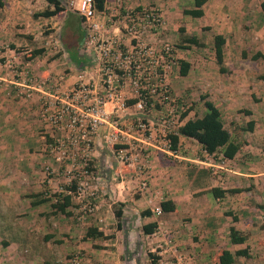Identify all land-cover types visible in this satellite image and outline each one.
I'll list each match as a JSON object with an SVG mask.
<instances>
[{"label":"crops","instance_id":"obj_1","mask_svg":"<svg viewBox=\"0 0 264 264\" xmlns=\"http://www.w3.org/2000/svg\"><path fill=\"white\" fill-rule=\"evenodd\" d=\"M60 1L64 10L42 16L36 14L54 8L48 0H0V264H72L69 258L74 254L81 256L79 264H151L149 252L158 256V264H166L172 257L177 264H207L223 249L234 252L247 248L250 254L249 237L244 243L232 244L229 227L234 225L246 233L255 222L249 218L245 227H237L226 211L240 212L238 220L243 221L241 215L254 209L252 192H257L258 180L264 176V43L256 49L257 58L262 57L256 63L258 71L251 69L250 59L245 57L248 48L253 49L249 46L253 33L258 31L264 38L263 0H206L199 17L183 12L194 7V0H124L127 6L156 5L162 9L164 29L146 37L156 45L163 39L161 34L166 36L173 27L196 36L201 46L202 33H211L205 41L211 53L198 57L195 66L175 49L178 60L191 64L188 74L180 78L190 79L189 83L200 91L195 92L200 96L193 99L192 109L179 125L202 116L206 111L204 100H209L219 109L230 140L239 145V151L233 158L216 153L201 163L200 144L180 136L179 154L170 155L160 135L145 138L133 126L135 98L125 86L126 107L117 109L106 103L104 118L91 140L89 158L99 196L95 214L82 220L71 210L72 197L65 212L53 203L55 196L67 194L68 171H77L83 161V146L69 149V156L58 160L48 144L69 135L67 124L72 113L83 112L87 118L84 107L67 98L68 90L79 83L100 89L101 73L98 62L82 47L86 30L75 9L78 0ZM100 12L95 16L100 37L118 35L124 43H131L120 24L106 21ZM180 16L195 20V26L185 27L189 24L184 22L185 29L178 28L173 17ZM256 18L263 21L259 29ZM44 25L52 31L44 33ZM216 34L225 37L221 66L213 45ZM38 48L43 51L33 53ZM176 67L178 74L180 66ZM175 75L169 79L176 95ZM187 91L179 90L178 95L184 96ZM62 107H68V111L56 126L49 116ZM161 112L157 106L146 111L145 118L159 126ZM248 122L253 123L252 129H248ZM116 131L124 139L108 142ZM130 142L143 149L137 163L122 164L113 149ZM144 177L148 182L146 192L139 187ZM212 187L241 191L215 197ZM165 200H172L175 209L153 213V206ZM224 203L226 206L217 210ZM115 209L122 210L120 217ZM150 222H155L156 228L146 234L142 226ZM89 227L103 232V236H86ZM222 232L223 238L219 237ZM166 236L173 238L172 243L166 242Z\"/></svg>","mask_w":264,"mask_h":264},{"label":"built area","instance_id":"obj_2","mask_svg":"<svg viewBox=\"0 0 264 264\" xmlns=\"http://www.w3.org/2000/svg\"><path fill=\"white\" fill-rule=\"evenodd\" d=\"M75 9L82 17L86 30L83 50L90 53L93 61L99 64L101 88L96 90L90 83H79L68 90L67 98L84 107L87 118L83 112L69 115L67 124L69 135L66 138H54L48 146L58 160L67 158L69 149H79L80 144L83 146V161L76 172L73 168L68 171L70 178L67 188V194L73 198L71 210L77 219L82 220L94 215L97 210L96 200L99 193L93 184L94 176L89 152L92 137L97 133L99 122L104 118V105L112 103L117 109L125 108L123 91L124 87L128 86L135 98L133 107L136 116L133 126L145 138L160 135L163 147L170 155L177 156L180 147L178 145L173 149L169 137V134L175 131L166 132V129L172 123L179 126L180 115L186 104L172 94L170 87L171 73L174 67L179 65L175 47L163 41L160 45H156L146 39L147 36L157 35L164 29L165 19L160 7L156 5L132 7L127 6L124 0H112L111 3L104 1L100 13L106 21L120 24L122 31L131 39V43L127 44L118 35L100 37L99 24L95 21L98 10L94 0H78ZM157 106L162 110L158 116L159 126L156 122H150L145 118V112ZM67 111L68 107L56 110L49 116L50 122L57 126ZM123 139V134L116 131L110 134L108 142L117 143ZM141 149L143 148L130 142L126 147L114 148L113 153L120 163L132 165L138 162ZM209 157L201 159L200 162H208ZM139 187L142 192L148 190L145 177L140 180ZM59 199L55 196L54 203ZM149 204L151 205V200ZM152 210L155 214L162 212L160 204H155ZM166 238L167 243H172L171 236ZM69 259L72 264H79L81 256L74 254Z\"/></svg>","mask_w":264,"mask_h":264},{"label":"trees","instance_id":"obj_3","mask_svg":"<svg viewBox=\"0 0 264 264\" xmlns=\"http://www.w3.org/2000/svg\"><path fill=\"white\" fill-rule=\"evenodd\" d=\"M53 4V9H46L42 12L37 13L36 15L42 16H51L55 15L58 12L64 10L61 6L60 0H48ZM105 0H94V5L97 10H103V4ZM206 0H194V7L191 9H184V14L191 15L193 17H199L203 15L202 5ZM261 8L264 12V0L261 2ZM184 41L192 43L194 45H201L198 38L194 35L184 36L182 38ZM213 45L215 50V57L217 63L221 66L223 62V45L225 44V37L222 35L216 34L213 37ZM43 51V48H38L33 51V53H40ZM259 56V53L256 52L253 54L252 58L256 59ZM83 57V56H82ZM179 72L181 75H187L191 67L190 62L185 60H179ZM220 70L223 71V67H220ZM204 99V98H203ZM186 104V103H185ZM204 105L206 108L205 113L202 116H196L192 119L186 120L184 123L179 125L175 133L169 134L171 140V147L174 149L178 146L179 137L186 136L194 139L198 144H200L201 151L200 159H204L207 156H214L216 153H221L225 158H233L236 153L239 151V145L230 140V132L224 127V124L221 119V114L219 109L209 100H204ZM192 109V106L186 104L185 109L181 112L180 119L185 118V116ZM248 129H252V122H248ZM237 129L236 131H238ZM212 194L215 197H222L225 192H238L241 191L240 188H230V189H220L218 187H212L210 189ZM71 195H63L57 202L53 203V206L61 211L65 212V208L71 203ZM120 205H123L120 203ZM160 207L163 211L169 212L175 209V204L172 200H165L160 203ZM117 217H120L122 214L121 209H115L114 211ZM146 212L143 211L142 214ZM226 215H231L234 222L238 221L237 214H234L231 211H226ZM156 228L155 222H150L142 226V230L146 234L154 232ZM86 236L89 237H100L103 236V232L98 231L96 228L89 227L86 230ZM248 236L243 231L237 229L234 225L229 227V241L232 244L244 243L247 240ZM151 258V264H158L156 256L153 252L148 253ZM249 252L247 248L237 249L234 252H231L228 249H223L218 253L217 263L218 264H234L238 257L244 256L249 257Z\"/></svg>","mask_w":264,"mask_h":264},{"label":"rangeland","instance_id":"obj_4","mask_svg":"<svg viewBox=\"0 0 264 264\" xmlns=\"http://www.w3.org/2000/svg\"><path fill=\"white\" fill-rule=\"evenodd\" d=\"M185 5H189V3H185ZM191 6H193V1H191ZM173 22L175 23V25L178 28L179 27L184 28L183 27L184 22H187L189 24V25L185 26V27L188 26L189 28L194 27L195 23H196L195 20H192L191 18H184L182 16L173 17ZM254 23L256 24V29H259L262 26L263 21L260 22L259 19L256 18L254 20ZM48 27H49V25H44V28L46 30L44 33H48L50 31H52V29H49ZM168 32L169 33H166V36L161 34L160 38H163V39H161V41L168 42V43L172 44L175 47V49H177L182 54V58H187V59L192 60L194 66L196 65L195 61L198 57H201V56L207 57L210 55L211 48L205 45L206 44L205 43L206 36L208 35L209 38L211 36V33L209 31L202 33V40L204 42V46L200 45L201 48H199V45H194V44H191L187 41H184L182 38L184 36H188V35L186 33H184L182 29L178 30L176 28L174 29V27H173V28H170V30H168ZM255 35L259 36L258 31H256V33L254 32L253 35L251 36V40H252L253 44H250L249 46H253V49L248 48L250 50V52H249V54H246L245 57L250 59V61L248 62V65L251 67V69H253L254 71H258V67L256 66V63H258L259 60L262 59V57H259L255 60H253V58L251 56H252V54H254V52H256L257 46L262 45L264 43V40H263L264 38L259 36V37H257V39H254ZM199 41H201V40L199 39ZM186 49H188V50L186 51ZM60 53L61 52L54 53V54L57 56ZM55 55H53V56H55ZM175 68H177V67H175ZM174 69L172 71V76H170V77H173V75L176 74L175 78H174V80L176 81V85L174 86V89L176 91V95L173 93L172 88H171L172 94L175 97H177L180 102H184L186 104L193 106V104H191V102L193 103V99H195V98L197 99L200 96L199 93H195V92H200V91H197L194 89V84L189 83L190 79L180 78V76H181V74H179L180 72H178V74H177V71L175 70L176 71V73H175ZM194 73L195 72H193L192 74H194ZM183 80H187V83H184ZM179 90H184V91L188 90V91L186 92V95L180 96V95H178L180 93ZM166 113H167V110H166ZM176 128H177V124L172 123L166 129V132H168V131L173 132L176 130ZM262 148L264 150V147H262ZM258 181H259L258 182V190H257V192L256 191L252 192V197H251L252 205H253L254 209L252 211H250V214H242L241 215V218H243V221L238 220L235 222L237 227L238 226L245 227L244 225H246V222H247V220H249V218H252V221L255 222L253 225L247 227V229L245 231L249 237V245L247 247L251 248L250 249V255H249V257H244V256L238 257L234 264H264V176H262V178L259 179ZM251 187H252V189H255V184L253 182L251 183ZM215 204H216V202H215ZM223 205L226 206L225 203L222 205H219V208L217 210L220 211L221 206H223ZM233 212L235 214H237V216H239V214H240V212L235 211V210ZM230 218H232L231 215H230ZM221 220L223 221L222 222L223 224H226V221H224L225 220L224 217H222ZM223 234H225V233L222 232L219 235V237L223 238ZM172 258H173V260H172ZM172 258H167L166 264H170V263H172V261L174 264H177L175 257H172ZM200 261H203V260H200ZM207 261H208V262H206L207 264H218L216 258H213L211 260L208 259ZM200 264H202V262H200Z\"/></svg>","mask_w":264,"mask_h":264}]
</instances>
